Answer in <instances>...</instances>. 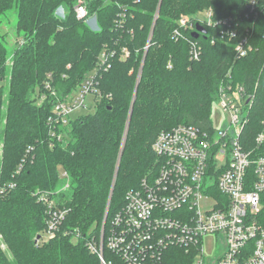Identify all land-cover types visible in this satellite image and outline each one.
I'll list each match as a JSON object with an SVG mask.
<instances>
[{
    "label": "trees",
    "instance_id": "1",
    "mask_svg": "<svg viewBox=\"0 0 264 264\" xmlns=\"http://www.w3.org/2000/svg\"><path fill=\"white\" fill-rule=\"evenodd\" d=\"M77 1L0 0V25L15 12L16 31L25 39L7 64L11 53L0 30V187H6L0 188L6 245L0 241V264H100L87 241H99L128 192L156 174L153 141L181 124L209 129L219 86L230 74L233 85L255 94L247 132L254 136L264 121V16L245 18L250 0H87L96 31L76 18ZM62 5L63 21L56 17ZM206 10L214 21L231 20L251 52L236 57L238 39L222 34L225 24L204 25L207 33L195 37V21L176 38L182 16L195 20ZM193 40L201 46L194 60ZM103 52L110 66L96 73L101 95L94 112L71 118L65 137L53 138L48 118L55 97L40 99L45 82L52 79L62 97L74 93ZM40 191L68 212L55 238L36 247L48 216ZM195 256V248L171 246L164 262L194 264Z\"/></svg>",
    "mask_w": 264,
    "mask_h": 264
},
{
    "label": "built area",
    "instance_id": "2",
    "mask_svg": "<svg viewBox=\"0 0 264 264\" xmlns=\"http://www.w3.org/2000/svg\"><path fill=\"white\" fill-rule=\"evenodd\" d=\"M86 2H76V18L99 30L97 15L90 13ZM199 13L205 17L197 14L193 20L182 16L174 30L176 38L184 28H194L197 21L203 26L225 24L220 29L222 34L238 39L239 31L231 20L214 21L211 10ZM67 14L64 5L56 11L61 21ZM244 15L246 19L264 16V0H250ZM24 42L22 37L17 46ZM251 50L246 37L238 39L236 57H245ZM200 53L197 41H190V58L198 59ZM128 55L129 49L124 48V56ZM107 57L103 52L98 66L86 75L78 90L65 97L59 95L52 79L45 82V92L39 95L42 100L49 95L55 97L53 113L48 118L53 138L63 139L62 128L71 122V113L88 107L89 96L94 105L101 95L96 73L110 66ZM11 59L9 56L6 63ZM230 81L231 74L219 86L216 99L230 118L224 128L216 129L213 122L209 129L181 124L161 131L153 141L159 162L156 174L144 178L139 188L128 192L126 204L113 214L107 233L105 227L102 229L99 241H87L100 264H166L164 255L171 246L195 248V264H264V121L254 136L247 132L255 94ZM3 85L0 77V89ZM24 160L17 172L24 168ZM62 176L68 178L67 172ZM69 185L68 179L64 189ZM38 194L48 216L47 227L35 237L36 247L55 238L68 212L57 206L50 192ZM107 216L108 212L105 223ZM208 235L223 237L222 251L214 259L206 257L203 247Z\"/></svg>",
    "mask_w": 264,
    "mask_h": 264
},
{
    "label": "rangeland",
    "instance_id": "3",
    "mask_svg": "<svg viewBox=\"0 0 264 264\" xmlns=\"http://www.w3.org/2000/svg\"><path fill=\"white\" fill-rule=\"evenodd\" d=\"M198 15L200 17H205L203 13H198ZM0 30L7 37L6 43H7V46L9 48V51L11 53L10 57L13 58V56H14L13 54H15L14 50H15V47L17 46V42H19L20 39L22 38V36L19 35L16 31V14H15V12H13V11L9 12L7 16L1 17ZM86 102H87L88 107H80L79 109L74 110L71 113L72 119L78 118L84 114L94 112L95 106L93 105L92 96H89L87 98ZM210 117L212 118L213 126L216 129L224 128L230 120L227 112L222 107L221 103L218 102L217 100L214 101L212 111L210 113ZM65 135H66V133H65ZM0 241L2 243V247L4 249H6V245H5L4 240L2 239L1 233H0ZM222 241H223V237L221 235H218V236L208 235L204 238L203 247L205 249V253H206L207 258L210 257V258L214 259V257L218 256L221 253L222 248H223Z\"/></svg>",
    "mask_w": 264,
    "mask_h": 264
},
{
    "label": "water",
    "instance_id": "4",
    "mask_svg": "<svg viewBox=\"0 0 264 264\" xmlns=\"http://www.w3.org/2000/svg\"><path fill=\"white\" fill-rule=\"evenodd\" d=\"M201 33H207V30L205 29V27L203 26V25H201V24H197L196 25V29H195V33H194V36L195 37H198L199 36V34H201Z\"/></svg>",
    "mask_w": 264,
    "mask_h": 264
}]
</instances>
